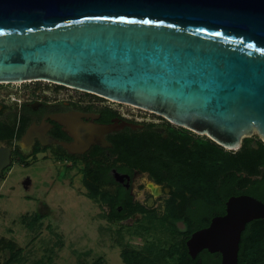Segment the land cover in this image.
Masks as SVG:
<instances>
[{
  "label": "water",
  "instance_id": "obj_1",
  "mask_svg": "<svg viewBox=\"0 0 264 264\" xmlns=\"http://www.w3.org/2000/svg\"><path fill=\"white\" fill-rule=\"evenodd\" d=\"M40 80L157 113L228 152L254 132L264 143V0H0V84ZM263 219L264 202L232 196L188 254L238 264L241 233Z\"/></svg>",
  "mask_w": 264,
  "mask_h": 264
},
{
  "label": "rangeland",
  "instance_id": "obj_2",
  "mask_svg": "<svg viewBox=\"0 0 264 264\" xmlns=\"http://www.w3.org/2000/svg\"><path fill=\"white\" fill-rule=\"evenodd\" d=\"M121 110L131 121L152 120L163 132L169 129L152 116L142 121L128 106ZM259 142L262 139L254 132L242 140V146L252 147ZM21 163L15 159L10 168L0 172V239L21 249L13 258L9 250L0 249V264H124V248L141 251L161 264H176L175 257L169 255L184 236L173 233L164 220L171 198L168 193L176 191V186H163L168 188L167 193L159 186L154 195L146 189L153 178L134 175L132 186H128L132 198L159 206V210L151 216L126 219L119 205L89 199L82 174L71 166L41 159L26 162L27 168ZM58 167L68 171L60 173ZM95 181L103 182L99 178ZM119 187L100 189L115 194ZM177 227L181 232L188 230L182 222Z\"/></svg>",
  "mask_w": 264,
  "mask_h": 264
},
{
  "label": "flooded vegetation",
  "instance_id": "obj_3",
  "mask_svg": "<svg viewBox=\"0 0 264 264\" xmlns=\"http://www.w3.org/2000/svg\"><path fill=\"white\" fill-rule=\"evenodd\" d=\"M0 96V124L8 125L14 132L11 139L0 140V147L9 153V164L1 171L10 168L15 159L23 161L20 165L22 168H27L26 162L34 163L39 159L51 160L56 165L67 164L74 172L82 174L83 186L84 179L89 180L94 186H120L112 195L116 201L113 205L123 208L124 215H121L123 218L128 204L133 208L140 204L148 211L135 212L126 219L136 215L151 216L159 210V206L150 205L148 202L142 204L132 198L128 189V186H132V177L151 175L128 163V156L124 153L123 155L116 153L115 142L124 139V135L150 131L162 135L163 138L179 139L186 136L190 140L189 146L209 140L206 136L176 126L165 117L149 110L113 102L94 93L82 92L44 80L0 84ZM7 100H10V103H6ZM13 100L16 103H13ZM123 106H128L130 111L135 110L137 112L135 116H139L142 121L146 120V116H152L169 129L163 132V129L157 127L152 120H149L150 123L131 121L121 110ZM131 112L134 115V112ZM6 115L7 118H3ZM107 126L113 127V130L103 132V128ZM58 171L64 173L68 170L60 168ZM179 174V168L175 167L173 171L165 174L166 179L161 182L151 177L152 182L162 186V191L166 193L168 188L163 186H203L190 180L179 182ZM90 175L94 179H91ZM95 177L103 182H96ZM249 178L254 181L256 177ZM168 194L172 197L173 192ZM170 205L171 198L167 207ZM176 205H181L180 211L183 214L176 223H184L187 211L195 207L193 200L185 202L177 200Z\"/></svg>",
  "mask_w": 264,
  "mask_h": 264
},
{
  "label": "trees",
  "instance_id": "obj_4",
  "mask_svg": "<svg viewBox=\"0 0 264 264\" xmlns=\"http://www.w3.org/2000/svg\"><path fill=\"white\" fill-rule=\"evenodd\" d=\"M13 129L0 124V140L11 139ZM124 139L114 143V151L128 156V163L148 172L158 182L165 174L179 168V182L201 183L203 186H176L171 197V205L166 208L164 220L172 232L184 236L173 250L170 257H175L176 264H220V255L206 250L191 258L186 248V241L191 234L209 225L211 219L225 214V203L232 196L248 195L264 202V143L252 147L242 146L237 152H228L210 140L200 141L189 146V138H163L155 132L124 135ZM132 157V158H130ZM243 174L246 177L243 178ZM250 176H255L254 181ZM171 182V181H170ZM238 186H234L237 185ZM87 197L94 201L115 204V196L94 186L84 179ZM193 200L194 209L188 210L184 217L187 231L178 230L177 221L183 214L181 205L176 201ZM135 212L147 213L140 204L133 208L127 205L124 218ZM0 249L11 252V258L21 252L11 241L0 239ZM124 264H161L157 258L136 249L124 248L121 253ZM102 264V263H95ZM238 264H264V219L246 224L241 233L238 251Z\"/></svg>",
  "mask_w": 264,
  "mask_h": 264
},
{
  "label": "bare ground",
  "instance_id": "obj_5",
  "mask_svg": "<svg viewBox=\"0 0 264 264\" xmlns=\"http://www.w3.org/2000/svg\"><path fill=\"white\" fill-rule=\"evenodd\" d=\"M108 99L111 100V101H113V102L121 103V102L112 100L110 98H108ZM122 104L134 106V105L127 104V103H122ZM134 107H136V106H134ZM7 163H8V159H7L6 152L5 151H2V153H0V170L3 169L7 165Z\"/></svg>",
  "mask_w": 264,
  "mask_h": 264
},
{
  "label": "clouds",
  "instance_id": "obj_6",
  "mask_svg": "<svg viewBox=\"0 0 264 264\" xmlns=\"http://www.w3.org/2000/svg\"><path fill=\"white\" fill-rule=\"evenodd\" d=\"M158 185L155 184V182H150L149 184L146 185V189L149 192H152L155 195L156 190L158 189Z\"/></svg>",
  "mask_w": 264,
  "mask_h": 264
},
{
  "label": "snow or ice",
  "instance_id": "obj_7",
  "mask_svg": "<svg viewBox=\"0 0 264 264\" xmlns=\"http://www.w3.org/2000/svg\"><path fill=\"white\" fill-rule=\"evenodd\" d=\"M145 23H151V21H146Z\"/></svg>",
  "mask_w": 264,
  "mask_h": 264
}]
</instances>
